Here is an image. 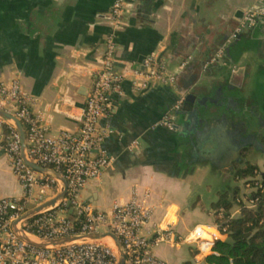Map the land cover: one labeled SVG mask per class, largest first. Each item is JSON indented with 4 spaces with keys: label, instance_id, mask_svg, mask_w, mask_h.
<instances>
[{
    "label": "crops",
    "instance_id": "0c3cea01",
    "mask_svg": "<svg viewBox=\"0 0 264 264\" xmlns=\"http://www.w3.org/2000/svg\"><path fill=\"white\" fill-rule=\"evenodd\" d=\"M113 1L0 0V80L19 79L52 136L79 128ZM257 4L264 8V0H126L116 72L129 75L153 56L176 82L135 91L127 77L121 93L110 94L98 129L107 131L102 148L113 162L86 182L79 199L109 211L134 194L145 198L153 215L143 234L157 224L174 229V240L153 250L165 264H208L180 239L196 225L215 229L221 193L251 190L245 179L236 181L237 168L251 163L264 170V16L229 40L244 11ZM221 47V58L211 63ZM165 117L172 130L160 124ZM3 132L0 198H19Z\"/></svg>",
    "mask_w": 264,
    "mask_h": 264
},
{
    "label": "built area",
    "instance_id": "2783aa9c",
    "mask_svg": "<svg viewBox=\"0 0 264 264\" xmlns=\"http://www.w3.org/2000/svg\"><path fill=\"white\" fill-rule=\"evenodd\" d=\"M125 11L126 0L113 1L108 17L110 31L105 39L101 66L95 71L93 84L86 94L76 133L62 131L57 136L50 135L43 113L33 107L34 100L25 95L17 78L0 80V111L20 121L25 137V156L57 172L66 181L65 194L59 204L44 208L19 222V228L25 235L44 241L112 233L124 252L123 264H165L153 250L162 243L173 241L174 229L169 224H157L151 228L150 235L143 234V226L151 221L153 215V209L145 198L140 199L134 194L126 202L113 203L109 211L96 210L90 202L79 199L80 190L86 182L98 178L113 162V158L102 148L107 131L98 129L99 119L110 104V94L121 93V83L127 77H131L135 91H142L152 83L174 85L176 82V75L166 69L163 61L153 56L147 57L143 70L131 69L129 75L116 72V36L122 27ZM260 16H264V8L253 6L246 9L242 24L234 28L229 40L253 26ZM223 49L217 50L210 59L211 63L221 58ZM160 124L173 129L167 117ZM0 129L4 130L3 150L23 191L19 198H0V264H117L118 252L108 236L98 240H72L59 247L45 248L27 243L14 234L13 221L55 197L61 189V182L25 163L20 136L12 121L0 117ZM243 199L246 206L254 207L253 200ZM29 204L33 205L30 207ZM238 212V209L232 211L231 216ZM102 227L104 231H101ZM223 231L217 224L213 231L196 225L180 240L195 245L197 254L207 257L216 254L213 246L216 240L225 236Z\"/></svg>",
    "mask_w": 264,
    "mask_h": 264
},
{
    "label": "trees",
    "instance_id": "16d2710c",
    "mask_svg": "<svg viewBox=\"0 0 264 264\" xmlns=\"http://www.w3.org/2000/svg\"><path fill=\"white\" fill-rule=\"evenodd\" d=\"M236 181L245 179L248 193L240 194L235 187L230 195L221 193L215 204L214 220L224 239L215 241L216 254L208 255V264H264V170L257 165L246 163L237 168ZM249 188V189H250ZM243 198L254 201L248 207ZM238 214L231 216L232 209ZM221 209V210H220ZM184 264H191L185 262Z\"/></svg>",
    "mask_w": 264,
    "mask_h": 264
},
{
    "label": "water",
    "instance_id": "95a60500",
    "mask_svg": "<svg viewBox=\"0 0 264 264\" xmlns=\"http://www.w3.org/2000/svg\"><path fill=\"white\" fill-rule=\"evenodd\" d=\"M255 7L262 8L263 5L257 4ZM136 69L143 70L144 69V65H139V67H136ZM146 70L149 71V69H146ZM186 101H190V102L193 101V95H187ZM203 108H204L203 105L197 106L195 111L198 113ZM0 117L6 118L7 120L12 121L15 124V126H16V128L18 130L19 136H20V142H21V147H22V158L25 161V163L28 164L30 167H32L33 169H35L37 171L44 172V173H47L49 175L54 176L55 178H57L61 182V189H60L59 193L55 197H53L52 199L42 203L41 205H39L37 207H34V208L30 209L22 217H20L19 219H16L15 221H13L12 230H13L14 234L18 238H20L21 240H23V241H25L27 243H30V244H33V245H36V246H40V247H45V248L59 247V246H62L64 244L72 241V240H98V239H101V238H104V237L108 236L113 241V243H114V245L116 247V250L118 252L117 264H123L124 252L122 250V247H121L118 239L112 233H94V234H88V235H76V236H72V237H65V238L55 239V240L39 241V240H35V239L25 235L20 230L19 222L21 220L30 217L31 215L35 214L36 212H38V211H40V210H42L44 208H50V207L56 206L57 204L60 203L62 197L65 194L66 181L57 172L53 171L52 169H49V168H46V167H42V166L32 162L31 160H29L25 156L24 131H23V127H22L20 121L15 116L10 115L9 113H6L4 111H0ZM69 212L71 213V211H69Z\"/></svg>",
    "mask_w": 264,
    "mask_h": 264
},
{
    "label": "rangeland",
    "instance_id": "374dc122",
    "mask_svg": "<svg viewBox=\"0 0 264 264\" xmlns=\"http://www.w3.org/2000/svg\"><path fill=\"white\" fill-rule=\"evenodd\" d=\"M33 204H29V206L31 207ZM101 231H104V227L101 228ZM106 243H110L109 241H106Z\"/></svg>",
    "mask_w": 264,
    "mask_h": 264
},
{
    "label": "flooded vegetation",
    "instance_id": "af4514ba",
    "mask_svg": "<svg viewBox=\"0 0 264 264\" xmlns=\"http://www.w3.org/2000/svg\"><path fill=\"white\" fill-rule=\"evenodd\" d=\"M261 149L264 151V147H261Z\"/></svg>",
    "mask_w": 264,
    "mask_h": 264
}]
</instances>
